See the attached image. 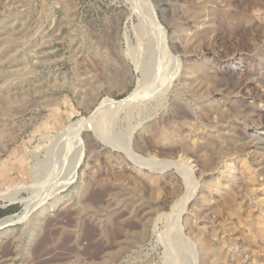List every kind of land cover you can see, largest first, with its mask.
Listing matches in <instances>:
<instances>
[{
    "label": "rangeland",
    "instance_id": "374dc122",
    "mask_svg": "<svg viewBox=\"0 0 264 264\" xmlns=\"http://www.w3.org/2000/svg\"><path fill=\"white\" fill-rule=\"evenodd\" d=\"M199 1L0 0V219L30 210L0 228V264H202L194 204L220 202L207 183L245 171L238 146L264 124V0H203L219 12L201 19Z\"/></svg>",
    "mask_w": 264,
    "mask_h": 264
},
{
    "label": "bare ground",
    "instance_id": "6f19581e",
    "mask_svg": "<svg viewBox=\"0 0 264 264\" xmlns=\"http://www.w3.org/2000/svg\"><path fill=\"white\" fill-rule=\"evenodd\" d=\"M199 2L200 3L196 8L190 9L189 11L192 14V17L194 16V18L201 19L204 13H206L209 17L216 15L218 11L216 8L213 7L210 10L208 9L205 11L204 7L201 6L203 0ZM223 15L224 12H222V16ZM154 16L156 23L158 24V19L156 15ZM158 27L161 28V25ZM162 32L165 33L164 30ZM195 39L196 38L194 37L193 41ZM197 71L199 70L196 65H188L186 71L187 79L194 84L195 91L198 93L211 91V88L214 85L212 80L208 78V81L203 84L198 81L196 82L195 75ZM137 93L138 92L136 90L126 99L119 102L105 100L98 108L97 113L101 111L102 108H105V103L116 107L128 104L134 99ZM223 111H217L216 115L222 117L223 119V117H225V113ZM83 126L79 125V128H77L78 131H81ZM253 127L254 129L250 132L251 134L248 131L246 132L247 134L245 136L248 139L247 142L238 146L241 154L244 152L247 154L243 159L244 164L246 165L245 171H242V169H233L232 172L229 173V176L218 172V174L212 178L209 183H207L206 188L210 192L219 195L221 197V200L219 199L220 202L213 204L210 200L211 198L206 195H202L195 202L193 210L189 216L193 227L192 238H188L192 248L191 253L195 251V257L197 258L198 256L199 261L202 264H264V197L263 199H259L258 204L252 202L249 195L250 181L248 180L249 178H247L249 174H258L264 178V124L261 123L260 126ZM78 131L76 132L78 133ZM168 132L166 129L161 130L158 133V137L167 139L169 138ZM204 155L199 154V158L204 160L206 164H210L211 160H207V157ZM148 182L152 187L151 197L158 200L161 195L159 179L152 176L148 178ZM188 199L189 196L187 193L180 202L186 203ZM25 201L27 202V200ZM25 205L28 206V204ZM178 206L179 204L177 202L174 208L176 209ZM32 207L33 206L31 205L30 209L33 210ZM259 208H261V210ZM29 212L30 210L26 209L23 213L6 216L0 219V228L2 229L8 225L10 226V224L12 225L14 223L16 224L21 222L25 219ZM151 213L152 212L147 209L143 211V215L141 217L142 219L139 220L143 226L147 224ZM213 216L214 218L217 217L219 223L211 224ZM209 224L211 225L210 227H208ZM257 240L261 241L259 244H262V246H257ZM240 241L243 243L242 246L239 243ZM246 249L251 250V261L247 260V257L244 256V251Z\"/></svg>",
    "mask_w": 264,
    "mask_h": 264
}]
</instances>
